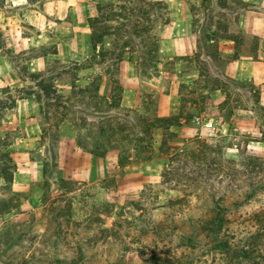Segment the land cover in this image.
Instances as JSON below:
<instances>
[{
	"label": "rangeland",
	"instance_id": "obj_1",
	"mask_svg": "<svg viewBox=\"0 0 264 264\" xmlns=\"http://www.w3.org/2000/svg\"><path fill=\"white\" fill-rule=\"evenodd\" d=\"M12 1L0 0V264H264V111L242 133L258 90L214 78L219 38L255 47L236 0ZM39 12L41 28L26 17ZM183 18L191 45L165 43ZM69 30L88 39L57 46ZM171 91L179 114L159 122ZM130 110L152 125L151 150L126 142ZM178 117L194 135L178 136Z\"/></svg>",
	"mask_w": 264,
	"mask_h": 264
},
{
	"label": "crops",
	"instance_id": "obj_2",
	"mask_svg": "<svg viewBox=\"0 0 264 264\" xmlns=\"http://www.w3.org/2000/svg\"><path fill=\"white\" fill-rule=\"evenodd\" d=\"M26 0H13L12 4L21 6L23 2ZM234 5L235 14L239 17H242V22H240L243 36L242 38H250L251 40L255 41V47L253 45H250L251 47H248V44L246 45V40H241L237 38L235 35H232L231 33H228V36L219 38V46L217 49V71L214 73V78H220V79H226L230 83L235 84L240 90H244L245 87L255 88L258 91V98L255 99L254 96H252V92L250 90L248 91V96L245 98V103L243 107L251 108L249 110H244V112L250 113L251 115H254L253 118H250L249 121L240 120V118H237V121L239 122L238 125L241 129V132H247L248 129L254 128L255 124L257 122V114L256 109L261 108L264 111V0H236L232 3ZM24 5V4H23ZM88 7V3H87ZM99 8L95 4V16L89 17V22L91 24V21L93 19L99 17ZM69 10H71L70 6L66 10V15L64 17L65 21L69 17ZM33 12V11H32ZM36 13V12H34ZM39 16H36V14L33 15H24L27 18H29V21L34 26H37L41 28L42 23V13H38ZM35 18V19H34ZM70 18V17H69ZM87 18V17H86ZM35 20L36 23H32V20ZM61 21L60 23L56 24V29H59L60 26H66L71 25L72 19L70 18L67 20L68 22ZM185 23H181L180 19L174 20L170 24L166 25L163 30V40L165 39V43L171 44L176 41L175 38L178 35H183V37H179L177 39L178 43L183 46L184 38L186 37L188 40V44L191 45V32L189 31L188 21L183 18ZM87 20V19H86ZM34 21V22H35ZM76 22L78 23V20L76 19ZM75 24V21H73ZM67 26V28H68ZM41 31V30H40ZM75 34V33H74ZM73 34L72 31H67L63 33L62 36H58V39L61 41H58L56 44L57 46H68V48H72V45L69 44H76L81 45L83 41L87 40L88 38L85 37L83 33L77 34L76 36ZM57 35V34H56ZM63 36H65L66 42L63 41ZM88 37V36H87ZM89 37V42H90ZM57 39V40H58ZM74 40V42H73ZM167 40V41H166ZM209 42H213L210 40ZM91 43V42H90ZM253 46V47H252ZM254 48V49H253ZM256 49V50H255ZM173 50H176L173 47ZM172 50V54L169 55L171 59H174V57L179 56V53H174ZM204 56L208 57L210 60H213L210 55L207 53H204ZM214 61V60H213ZM216 62V61H215ZM215 67V66H214ZM213 91L219 93L220 101H218V104H221L222 101L225 99V94H223V89L216 87ZM255 92V91H254ZM136 93L135 90H124L123 92V98L121 100V105L126 106L128 108H135L137 106V98L133 97ZM176 94V96H173ZM179 94L176 91H171V96L167 97L166 106L162 110L161 113H158L159 117H175L179 114V101L178 96ZM132 103L128 104L129 98L132 99ZM176 97V99H174ZM217 99V97H216ZM241 105H238L235 108H241ZM179 121V126H177L174 131L178 134L181 138L191 137L194 135V127H190L186 124V121L183 119L177 118ZM180 119V120H179ZM225 125V126H224ZM222 127H226L227 130L230 128V121L223 120ZM252 143V142H249ZM264 144V143H263ZM235 149L237 151V145L235 143L232 144L231 148ZM255 153V151H253Z\"/></svg>",
	"mask_w": 264,
	"mask_h": 264
},
{
	"label": "trees",
	"instance_id": "obj_3",
	"mask_svg": "<svg viewBox=\"0 0 264 264\" xmlns=\"http://www.w3.org/2000/svg\"><path fill=\"white\" fill-rule=\"evenodd\" d=\"M98 10H99V15H100V9H98ZM98 22H100L99 17H97V18L93 19V21H91L92 24H94V23L96 24ZM129 112L136 114L137 120L139 121V125L137 124V125H134L132 127L131 134L128 135V139L126 142L132 143L133 149H137V150H141V151H144L146 149L151 150L150 141H151V136H152L151 135L152 125L150 123L147 124L146 117H143L139 113L133 112L131 110ZM156 120L159 122H165V121H168V118L167 117H157ZM134 130H136V131H134ZM166 130L167 129L165 127H163V131H166ZM147 139H149L148 142H146ZM96 148H97V144L95 145V150H92L91 153L97 157H100V158L105 157V153H103V154L97 153ZM125 156L126 155H119V158L121 160H122V158H124V160H126L127 158ZM12 175H13V170H10L8 172L4 171L3 177H5L7 184H10L12 182V179H13Z\"/></svg>",
	"mask_w": 264,
	"mask_h": 264
},
{
	"label": "built area",
	"instance_id": "obj_4",
	"mask_svg": "<svg viewBox=\"0 0 264 264\" xmlns=\"http://www.w3.org/2000/svg\"><path fill=\"white\" fill-rule=\"evenodd\" d=\"M194 121H195V123H196L197 125L200 124V119H199L198 117H195V118H194ZM204 125H205V127H207L208 129H211V131L214 130V124H213V119H212V118H210V119L207 121V123H205ZM211 131L208 132V135H209V136H212V135H213V132H211Z\"/></svg>",
	"mask_w": 264,
	"mask_h": 264
}]
</instances>
